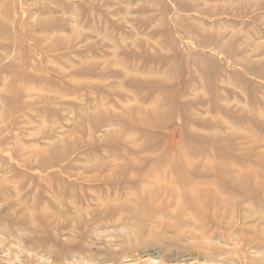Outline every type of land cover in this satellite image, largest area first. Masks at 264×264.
Returning <instances> with one entry per match:
<instances>
[{
  "label": "rangeland",
  "instance_id": "rangeland-1",
  "mask_svg": "<svg viewBox=\"0 0 264 264\" xmlns=\"http://www.w3.org/2000/svg\"><path fill=\"white\" fill-rule=\"evenodd\" d=\"M0 264H264V0H0Z\"/></svg>",
  "mask_w": 264,
  "mask_h": 264
}]
</instances>
